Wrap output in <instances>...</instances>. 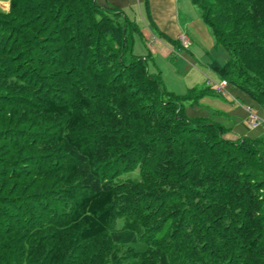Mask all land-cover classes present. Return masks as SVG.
<instances>
[{"label": "trees", "instance_id": "1", "mask_svg": "<svg viewBox=\"0 0 264 264\" xmlns=\"http://www.w3.org/2000/svg\"><path fill=\"white\" fill-rule=\"evenodd\" d=\"M0 13V264H264V131L236 139L134 52L99 0ZM264 106V0H191ZM170 42L177 40L168 38Z\"/></svg>", "mask_w": 264, "mask_h": 264}, {"label": "crops", "instance_id": "2", "mask_svg": "<svg viewBox=\"0 0 264 264\" xmlns=\"http://www.w3.org/2000/svg\"><path fill=\"white\" fill-rule=\"evenodd\" d=\"M102 4H108L125 11L140 25L141 36L149 50L144 53L141 41L134 42V50L137 54L147 56L148 66L151 72L166 74L165 84L167 88L177 93H184L191 87H205L209 78L218 81L209 71V64L216 60L221 64L227 62V54H217L215 38L209 27L202 20L199 9L191 0H99ZM9 0H0V13L8 12ZM144 22V23H143ZM186 34L190 40L187 48H183L180 54H174L173 49L179 46L178 36ZM155 41L150 42L152 36ZM168 38L177 40L170 42ZM137 50V51H136ZM147 52V51H146ZM174 74L181 81L184 89L175 85L178 80L169 79ZM211 76V77H210ZM217 79V80H216ZM227 95L223 97H203L201 103L190 106L188 109L192 115H208L222 122L231 130L225 136L236 139L242 135L255 136L264 131V106H257L235 87L227 86ZM257 112L263 124L256 128L248 127L249 109Z\"/></svg>", "mask_w": 264, "mask_h": 264}, {"label": "built area", "instance_id": "3", "mask_svg": "<svg viewBox=\"0 0 264 264\" xmlns=\"http://www.w3.org/2000/svg\"><path fill=\"white\" fill-rule=\"evenodd\" d=\"M157 37L154 35L150 38V42L155 41ZM178 41H179V46L173 49L174 54H180L183 48H187L188 45L190 44V40L186 34H180L178 36ZM207 85L212 87L215 91L226 95L227 93V85L228 82L225 79H219L218 81L212 80L211 78L208 79ZM261 124H263L262 118L256 114L254 111L251 113L250 118H249V126L251 128H256L259 127Z\"/></svg>", "mask_w": 264, "mask_h": 264}, {"label": "rangeland", "instance_id": "4", "mask_svg": "<svg viewBox=\"0 0 264 264\" xmlns=\"http://www.w3.org/2000/svg\"><path fill=\"white\" fill-rule=\"evenodd\" d=\"M136 20H139V21H141V17L140 16H137V19ZM144 23V22H143ZM211 31V30H210ZM135 40L136 41H141V42H143L142 43V46H143V48L144 49H146V51L144 52V53H146L147 55L149 54V50L147 49V46H145L146 44L144 43L145 41L143 40V37L140 35V34H136V36H135ZM215 46H217V49L215 50V51H217V54H219V55H222L223 56V54H227V59L229 58V52L227 51V49L222 45V44H217V42L215 41ZM137 51V50H136ZM134 52H135V50H134ZM135 53H137V52H135ZM209 72H211L210 74L212 75V76H214L215 78H218V76L213 72V71H209ZM165 77H167L166 76V74L163 76V79H164V82H166L165 81ZM211 77V76H210ZM169 79H175V80H178L177 81V83H175V85H178L181 89H184L183 87V85H182V83H181V81H179V79H177L176 77H175V75L174 74H170L169 75ZM213 79V78H212ZM215 80V79H214ZM217 80V79H216ZM228 86V85H227ZM199 87H201V86H199ZM168 89H170V88H168ZM228 94V91H227V93H226V95ZM249 109V108H248ZM249 111V113H250V115H251V113L254 111V110H248ZM256 114H258L257 112H255ZM250 115H249V118H250ZM259 115V114H258ZM260 116V115H259ZM261 117V116H260ZM249 118H248V124H249ZM248 127H250V126H248ZM251 128V127H250Z\"/></svg>", "mask_w": 264, "mask_h": 264}]
</instances>
